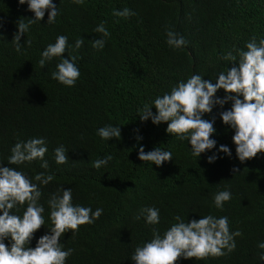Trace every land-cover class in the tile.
Here are the masks:
<instances>
[{"label":"trees","instance_id":"trees-1","mask_svg":"<svg viewBox=\"0 0 264 264\" xmlns=\"http://www.w3.org/2000/svg\"><path fill=\"white\" fill-rule=\"evenodd\" d=\"M58 15L47 24L44 17L21 35L20 52L11 42L18 31L19 19L27 23L34 13L18 0H0V167H13L38 185L42 195L44 219L50 223L48 201L58 189L72 190L74 206L102 208V215L92 224L60 238L62 250L72 249L65 264H135L131 260L136 247L153 238L152 229L161 236L180 216L185 222L212 215L227 217L236 248L224 256L203 260L180 258L176 264H264V153L241 163L232 136L235 130L225 125L220 113L229 110L232 101L216 105L202 119L213 120L215 132L210 139L215 147L199 157L192 155L187 140L166 132L167 122L155 125L151 119L141 121L145 104L153 106L157 97L170 93L179 82L193 74L213 84L218 74L237 61L224 59L228 53L247 51L246 44L255 37L264 39V0H52ZM130 9L135 15L127 19L113 16L116 10ZM110 36L103 49L92 47L102 35L94 31L101 23ZM182 36L187 44L175 49L166 43L167 31ZM64 35L68 46L61 57L53 58L41 68L42 51ZM84 43L75 49V41ZM31 41L30 46L25 43ZM76 56L80 76L72 87L51 78L61 59ZM218 89L215 98H224ZM227 95H235L228 93ZM237 98L243 99L242 96ZM153 114L156 110L151 109ZM120 127L121 138L103 140L97 130L105 126ZM137 137H141L137 140ZM43 138L48 151L40 159L9 165L11 149L18 142ZM221 145L231 155L219 152ZM63 146L68 161L55 163L54 150ZM144 152L160 148L170 151L172 159L157 166L138 159ZM112 159L100 169L93 162L107 156ZM216 155L212 163L208 157ZM233 168L239 171L235 174ZM54 179L42 185L34 179L39 174ZM229 191L231 199L222 209L214 205V195ZM27 204L10 211L21 216ZM159 209L158 224L148 225L143 217L136 220L141 208ZM2 214V213H0ZM50 234L40 228L31 242ZM36 241V244H37ZM10 247V239L4 241ZM226 251V250H225Z\"/></svg>","mask_w":264,"mask_h":264},{"label":"clouds","instance_id":"clouds-1","mask_svg":"<svg viewBox=\"0 0 264 264\" xmlns=\"http://www.w3.org/2000/svg\"><path fill=\"white\" fill-rule=\"evenodd\" d=\"M25 2L28 10L34 13V19H27V23L22 19L17 22L18 31L11 41L17 52L22 48L19 43L21 35L29 30L31 24L44 17L45 10H49L47 24L54 23L58 15V8L52 0H18L21 5ZM72 2L80 5L84 0H72ZM112 14L123 19L135 15L128 8L116 10ZM94 31L100 33L102 38L94 40L92 47L101 50L105 44L104 38L110 36V33L104 22H101ZM166 36V43L171 48L179 49L187 44V41L174 31H167ZM25 43L30 46L31 41ZM83 43V38L77 39L75 49H79ZM67 46L68 38L64 35L58 36L54 44H49L42 51L38 61L40 67L44 68L53 58L61 57ZM246 49L247 51H238L237 55L228 53L224 56L225 60L232 62H236L239 56L238 67L234 66L226 72L219 73L215 84L202 80L199 74H193L186 82H179L170 93L155 98L153 106L145 104L139 110L140 120L151 119L155 125L167 122L166 132L177 135L180 140H187L191 145L192 155L199 157L201 153L211 150L216 145V141L210 139L215 132L213 127L215 118L210 121L202 119V116L211 113L214 106L223 107L231 100V108L220 113V118L225 125L235 130L232 141L236 146L238 160L244 163L256 157L258 153H264V39L257 43L256 38L253 37L246 44ZM76 60V56L61 59L56 65V70L51 73V78L64 86H74L80 76ZM218 89L225 91L224 98L214 99ZM228 93L235 95H227ZM238 96H242L243 99L237 98ZM153 107L156 110L155 114L151 111ZM97 135L103 140L113 137L119 140L120 127L111 125L101 127L97 130ZM140 138L137 137V140ZM47 151L43 138L18 142L11 149L8 164L20 165L40 159L43 161L41 167L47 169L49 164L43 159ZM218 151L231 155L230 149L224 145H221ZM54 154L56 164L67 163L68 157L63 146L56 148ZM111 159L110 155L98 159L92 166L100 169ZM138 159L160 166L163 162L172 159V153L162 151L160 148L145 153L141 147ZM216 159V155L209 156L208 162L212 163ZM238 171L237 168L232 169L234 174ZM34 179L42 185H47L54 177L39 173ZM57 191H62V195L53 194L48 201L49 223L42 215L44 207L38 204L42 195L38 185L13 167H0V213H2L0 214V264H65L73 250H62L59 242L61 236L69 230L72 233L77 232L81 225L92 224L102 215L103 209L97 208L93 211L90 207L74 206L71 189ZM230 199L231 193L225 190L215 194L213 202L217 209H222L223 204ZM25 204L27 207L22 218L10 214L17 205ZM141 217L148 225L158 224L159 209L141 208L135 219L139 220ZM174 219L177 222L166 230L163 236L156 229H152L153 238L136 247L131 256L135 264H176L180 258L203 260L209 256H224L235 250L234 237L241 235L239 231L230 233L226 216L215 218L207 215L190 222H185L180 216ZM40 228L48 229L50 234L41 236L38 241L37 235L31 242L36 245L35 248L27 247L33 233ZM6 239H10V247L4 243ZM258 247L264 249V243H260ZM259 258L264 260V254Z\"/></svg>","mask_w":264,"mask_h":264}]
</instances>
